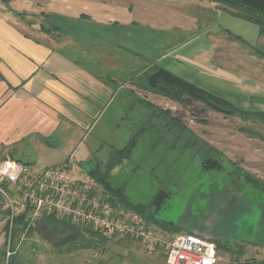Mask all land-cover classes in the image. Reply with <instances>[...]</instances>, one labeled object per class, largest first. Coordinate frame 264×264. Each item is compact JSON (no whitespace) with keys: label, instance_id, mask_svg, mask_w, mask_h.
<instances>
[{"label":"crops","instance_id":"1","mask_svg":"<svg viewBox=\"0 0 264 264\" xmlns=\"http://www.w3.org/2000/svg\"><path fill=\"white\" fill-rule=\"evenodd\" d=\"M0 2V161L66 165L89 179L84 165L95 152L76 150L104 121L101 140L109 142L110 119L117 127L132 124L136 108L147 121L158 109L173 116L178 103L148 86L158 69L218 94V85L233 86L249 95L239 109L264 113V58L257 53L264 50V34L219 3L50 0L41 13L75 20L83 31L46 34L39 27L42 36L35 37L13 20L28 26L17 15L24 11ZM222 21L246 36L222 28ZM54 142L73 145L61 151Z\"/></svg>","mask_w":264,"mask_h":264},{"label":"rangeland","instance_id":"2","mask_svg":"<svg viewBox=\"0 0 264 264\" xmlns=\"http://www.w3.org/2000/svg\"><path fill=\"white\" fill-rule=\"evenodd\" d=\"M49 2L50 0H10L7 5L17 13L29 12L22 14H25L27 22H33L32 25L26 26L15 17L13 20L22 23L20 25L28 34L41 37L39 32L43 21L41 11L50 9L52 4ZM222 28H231L234 32L246 36L241 28L229 25L227 21H222ZM249 33L253 36L251 32ZM64 39L67 42L71 41L68 37ZM248 39L251 42L256 40L251 37ZM215 88H218L215 90L231 100L235 106L243 108L247 105L245 103L246 97L249 96L247 93H241L229 85H218ZM178 105L177 109L172 110L173 116L158 109L156 117L150 121L143 117L145 114L143 109L140 111L141 115H138V108L134 113L131 112V116L134 117L132 124L123 123L117 127L116 119H110L107 132L110 136L109 142L101 140L104 121L92 134L84 137L76 150L81 153L84 148H88L95 152L94 157L84 165V168L90 171L100 165L102 172L107 171L109 169L107 164L114 159V150L130 146L131 142L136 140L130 156L109 172L111 186L123 189L134 205H143L147 214L152 215L159 222L178 225L184 234L190 231L206 239L217 237L218 242L228 241L231 244L236 238H244L246 241L262 239L264 243V191L245 188L237 175L234 180L229 176L224 179L225 174L216 171L205 172L202 169L206 156L217 158L222 163L226 159L256 178V181L264 182V120L226 116L208 109L198 101H192L189 105H180V103ZM259 108L264 110L263 107ZM114 110L115 108L111 113H114ZM172 117L180 119L181 123ZM54 144L62 148L61 151H66L64 147L73 145L70 142H54ZM207 147L215 149L221 157L215 153L211 154ZM46 151L48 150L45 149L44 154ZM75 158L79 159L77 155ZM36 162V166L42 167L38 161ZM224 165L230 167L231 164L224 163ZM162 191H165L167 196L157 210L155 200ZM212 193L224 196L215 201L216 205L207 208V199ZM242 202L244 208L237 210L236 205ZM7 209L8 204L4 199L0 202V264H7L6 259L11 254L7 252L5 258L2 253L7 242L4 227L10 217V213L6 214ZM231 209L235 210L232 222L229 220L231 224H219V218ZM151 227L163 237L176 235L152 224ZM56 243L44 240L38 233L30 237L23 236L16 247L15 262L16 264H167L162 253L149 252L142 243L135 240L109 237L103 245L69 254L60 253L55 246ZM242 243L245 256L241 258L240 263L254 259L264 260V246ZM7 251L10 250L7 248ZM218 252L221 257L220 264H235V258L229 251L218 249Z\"/></svg>","mask_w":264,"mask_h":264},{"label":"trees","instance_id":"3","mask_svg":"<svg viewBox=\"0 0 264 264\" xmlns=\"http://www.w3.org/2000/svg\"><path fill=\"white\" fill-rule=\"evenodd\" d=\"M9 2L10 0H4ZM212 2L219 3L222 7L228 9L235 17L254 23L261 28L264 34V0H209ZM18 15V14H17ZM23 20H26L25 14H19ZM43 21L41 23V31L46 34H53L56 32L69 35L70 32L83 31V26L78 25L75 20L58 14H46L42 13ZM83 18V17H82ZM29 25H32V21H28ZM79 28V29H78ZM77 29V30H76ZM257 53L264 58V50H258ZM149 88L164 97L169 98L172 101L180 103L181 105H189L192 101H198L203 103L208 109L222 113L226 116H240L242 119H261L264 120V113L257 111H246L239 109L233 103L228 101L226 98L218 93L212 92L208 89L197 86L191 82H188L182 78H179L164 69H158L148 79ZM169 114V111H164ZM181 123V120L174 118ZM136 145V140H133L130 146H127L120 150H114V159L107 164V171L102 172L98 165L95 169L88 171L89 179H94L96 185L102 188L107 194L110 195L111 200L117 201L119 204L133 209L141 214L149 225H155L163 229L170 234L182 233V228L174 223L159 222L153 218L152 215L147 214L146 208L140 204H133L130 199L125 195L123 189L113 188L110 184V169L116 168L124 159H127L131 154L132 146ZM210 153H215L221 157V154L215 149H209ZM223 160V158H222ZM224 163L231 164L230 167L224 165ZM202 169L205 172L216 171L219 174H225L224 179L227 177L234 178L238 177L245 188L252 189L254 191H264V182L256 181V178L250 176L244 172L234 163L224 159L221 160L206 156L202 164ZM224 195L212 193L207 199V208L216 205L215 201L222 198ZM4 200V197L0 194V202ZM214 201V202H213ZM261 205V204H260ZM237 210L244 208V202L236 205ZM235 210L231 209L227 211L222 217L219 218L218 222L221 225H230L233 220V214ZM9 210H6V214L9 215ZM29 211L26 210L22 214L16 216L13 222L7 220L4 231L6 233L7 242L3 249V256L6 258L7 252L11 253L6 259L7 264H16L15 256L17 252L18 242L25 237H30L34 233H38L42 238L48 242H57L55 246L58 251L63 254H69L84 249H92L98 245L105 244L109 238L100 234L94 230L91 226H78L71 223V221L58 218L55 215L43 216L32 225L28 220ZM231 222H230V221ZM229 227V226H228ZM228 230V228H225ZM188 234H192L190 231ZM228 234V232H226ZM202 237L201 235H199ZM89 237V238H88ZM204 238V237H202ZM217 237L209 239L215 243L220 251H229L235 258V264L240 263L241 258L245 256V248L242 242H246L255 246L263 247L264 243L262 239L259 240H245L244 238H236L233 243L218 242ZM134 241V240H133ZM7 248L10 251H7ZM165 258V256H164ZM166 261V258H165ZM243 264H264V260H251Z\"/></svg>","mask_w":264,"mask_h":264},{"label":"built area","instance_id":"4","mask_svg":"<svg viewBox=\"0 0 264 264\" xmlns=\"http://www.w3.org/2000/svg\"><path fill=\"white\" fill-rule=\"evenodd\" d=\"M0 194L8 204L9 220L29 211L30 224L55 215L78 226H91L105 237L143 244L162 253L167 264H220L218 247L195 234L158 235L146 219L117 201L92 180L79 178L62 165L41 168L12 158L0 161Z\"/></svg>","mask_w":264,"mask_h":264},{"label":"water","instance_id":"5","mask_svg":"<svg viewBox=\"0 0 264 264\" xmlns=\"http://www.w3.org/2000/svg\"><path fill=\"white\" fill-rule=\"evenodd\" d=\"M167 194L165 191H162L159 193V195L156 197V200H155V205H156V208L157 210L160 209V207L162 206L163 204V201L164 199L166 198Z\"/></svg>","mask_w":264,"mask_h":264}]
</instances>
